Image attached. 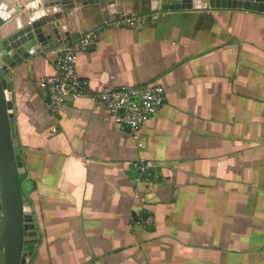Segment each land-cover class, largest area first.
<instances>
[{"label": "crops", "instance_id": "crops-1", "mask_svg": "<svg viewBox=\"0 0 264 264\" xmlns=\"http://www.w3.org/2000/svg\"><path fill=\"white\" fill-rule=\"evenodd\" d=\"M52 3L44 32L55 46L12 71L34 183L24 198L38 233L32 264H264V14ZM155 13L140 31L113 25ZM89 32L98 44L76 72L92 92L164 89L137 136L88 98L48 108L39 83L56 72L55 51ZM142 162L152 166L141 176Z\"/></svg>", "mask_w": 264, "mask_h": 264}, {"label": "water", "instance_id": "water-1", "mask_svg": "<svg viewBox=\"0 0 264 264\" xmlns=\"http://www.w3.org/2000/svg\"><path fill=\"white\" fill-rule=\"evenodd\" d=\"M53 1L0 0V264H31L38 242L33 218L24 213L25 194L31 193L34 183L21 181L25 166L17 135L12 71L55 46L44 32ZM100 1L120 2L125 14L134 15L138 0ZM150 4L160 12L214 9L264 14V0H150ZM44 39L50 44L44 45Z\"/></svg>", "mask_w": 264, "mask_h": 264}, {"label": "built area", "instance_id": "built-area-1", "mask_svg": "<svg viewBox=\"0 0 264 264\" xmlns=\"http://www.w3.org/2000/svg\"><path fill=\"white\" fill-rule=\"evenodd\" d=\"M159 17L158 13L126 16L115 21L113 25L121 29L140 31L147 20H158ZM98 40L97 33L89 32L56 50V72L42 79L39 87L45 93L50 111L57 113L68 98H88L106 107L117 124L128 127L137 136L144 124L159 113L165 101L164 89L154 85L143 90L134 87H108L100 93L92 92L87 83L78 76L76 66L79 55L98 44ZM134 166L141 175L152 164L142 162Z\"/></svg>", "mask_w": 264, "mask_h": 264}, {"label": "trees", "instance_id": "trees-1", "mask_svg": "<svg viewBox=\"0 0 264 264\" xmlns=\"http://www.w3.org/2000/svg\"><path fill=\"white\" fill-rule=\"evenodd\" d=\"M25 180V176H23L22 178H21V181H24Z\"/></svg>", "mask_w": 264, "mask_h": 264}, {"label": "rangeland", "instance_id": "rangeland-1", "mask_svg": "<svg viewBox=\"0 0 264 264\" xmlns=\"http://www.w3.org/2000/svg\"><path fill=\"white\" fill-rule=\"evenodd\" d=\"M150 223V222H149ZM151 229V228H150ZM0 260H1V258H0ZM32 264V263H31Z\"/></svg>", "mask_w": 264, "mask_h": 264}]
</instances>
